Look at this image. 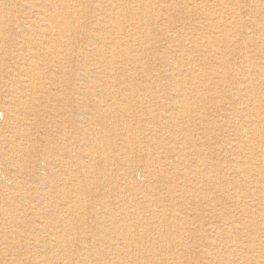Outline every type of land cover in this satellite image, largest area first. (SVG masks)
I'll use <instances>...</instances> for the list:
<instances>
[{"label":"rangeland","instance_id":"rangeland-1","mask_svg":"<svg viewBox=\"0 0 264 264\" xmlns=\"http://www.w3.org/2000/svg\"><path fill=\"white\" fill-rule=\"evenodd\" d=\"M116 1L0 0V264H264V0Z\"/></svg>","mask_w":264,"mask_h":264},{"label":"bare ground","instance_id":"bare-ground-1","mask_svg":"<svg viewBox=\"0 0 264 264\" xmlns=\"http://www.w3.org/2000/svg\"><path fill=\"white\" fill-rule=\"evenodd\" d=\"M47 1V0H46ZM83 1V0H82ZM119 0H117L116 2H118ZM133 1V5L130 7V8H128V7H126L127 5H126V3H122V4H116V5H113V9H120V10H125V11H127V12H129L130 14H132L133 16H135L137 19V22L136 23H134V24H131L129 27H128V29L126 28V26H125V24L122 22V21H118L116 24H115V31H117L118 32V34H128L129 33V31H132L133 33H132V36H130L131 37V41L134 43V42H139L142 46L144 45V44H146V42L148 43V41H145L144 39H142V38H138V34L140 33V31L141 30H143L144 29V23L142 22V20H140L139 19V16L140 15H143V12H145V11H147V9H148V6L146 5V0H132ZM45 2V1H44ZM115 2V3H116ZM150 2V1H149ZM233 2V1H232ZM57 3V2H56ZM104 4V3H103ZM150 4H152V2L150 3ZM24 5V4H23ZM230 5V4H229ZM25 7H26V5H24ZM28 6V5H27ZM29 7V6H28ZM122 7H125L124 9L122 8ZM30 8V7H29ZM84 8V7H83ZM9 9V8H8ZM31 9V8H30ZM70 9H72V8H70ZM227 9V8H226ZM228 10V9H227ZM71 11H73V10H71ZM113 11V10H112ZM114 12V11H113ZM203 12V11H202ZM65 13V12H64ZM205 13V12H204ZM1 14V13H0ZM99 16V15H98ZM154 16V15H153ZM73 17V16H72ZM80 17V16H79ZM127 17V16H126ZM131 17V16H130ZM143 17V16H142ZM222 18V17H221ZM217 19V18H216ZM13 20V19H12ZM53 20H54V18L53 17H51V16H43L42 18H41V22L42 23H44V24H47V26H48V29H47V31H43V32H45V33H47V35L50 37V35H52V33H53V31H52V22H53ZM74 20V19H73ZM0 21H1V17H0ZM129 23V22H128ZM73 24H74V22H73ZM152 24V23H151ZM150 24V25H151ZM62 25H63V23H62ZM221 25V24H220ZM38 26V25H37ZM36 26V27H37ZM44 26V25H43ZM45 27V26H44ZM65 27V26H64ZM79 27V26H78ZM188 27V26H187ZM192 27V26H191ZM217 27V26H216ZM71 28V27H70ZM69 27H65L64 29H63V32L64 33H68V31H69V29H70ZM244 28V27H243ZM57 29V28H56ZM108 29V27H103V28H98L97 30H95V31H104V32H106V30ZM220 29H222V28H220ZM87 32V31H86ZM248 32V31H247ZM256 32V31H255ZM3 34V33H2ZM43 34V33H42ZM184 34V33H183ZM243 34V33H242ZM255 34V33H254ZM35 35V34H34ZM73 35V34H72ZM129 35V34H128ZM144 35V34H143ZM146 35V34H145ZM226 35V34H225ZM14 36V35H13ZM35 37V36H34ZM66 37V36H65ZM146 37V36H145ZM17 38V37H16ZM52 38V37H51ZM47 39V38H46ZM53 39V38H52ZM96 39H97V37H96ZM200 40V39H199ZM63 41V40H62ZM65 41V40H64ZM87 41V40H86ZM225 41V40H224ZM38 42V41H37ZM55 42V41H54ZM98 44H115V38H110V37H108V38H106V37H100V38H98ZM109 42H111V43H109ZM113 42V43H112ZM130 42V41H129ZM151 42H155V41H151ZM164 42V41H163ZM53 43V42H52ZM66 43V42H65ZM88 43V42H87ZM131 43V42H130ZM188 43V42H187ZM186 43V44H187ZM191 43V42H190ZM16 45V44H15ZM53 45V44H52ZM163 45H165L164 43H163ZM57 46V45H56ZM191 46V45H190ZM3 47V46H2ZM38 47V46H37ZM96 49H95V51H98L97 49H98V46L97 47H95ZM100 48V47H99ZM118 48H119V46H118ZM121 48V47H120ZM140 48V47H139ZM17 49V48H16ZM66 48L64 47V50H65ZM68 49V48H67ZM127 49V48H126ZM69 50V49H68ZM100 50V49H99ZM128 50V49H127ZM132 50V49H131ZM1 51V50H0ZM67 51V50H66ZM39 52V51H38ZM41 52V51H40ZM70 52V51H69ZM149 52V51H148ZM216 52V51H215ZM73 53V52H72ZM110 54V52L109 51H107L106 53H105V55L106 54ZM88 54V53H87ZM96 54V53H95ZM151 54V53H150ZM140 55H141V52L138 54V59H140ZM178 55V54H177ZM75 56V55H74ZM109 56V55H108ZM124 56H126L125 54H124ZM179 56H181V55H179ZM20 57V56H19ZM155 57V56H154ZM178 57V56H177ZM32 58V57H31ZM91 58V57H90ZM108 58V57H107ZM106 58V59H107ZM125 58V57H124ZM180 58V57H179ZM217 58V57H216ZM29 59H30V57H29ZM108 59H110V58H108ZM149 59V58H148ZM34 60H37V59H35L34 58ZM81 60V59H80ZM118 60V59H117ZM21 61V60H20ZM31 61H33V60H31ZM84 61V60H83ZM99 61H101V60H99ZM108 61V60H107ZM186 61V60H185ZM80 62V61H79ZM98 62V61H97ZM102 62V61H101ZM142 62V61H141ZM33 63V62H32ZM81 63V62H80ZM99 63V62H98ZM112 63H114V62H112ZM117 63H118V61H117ZM102 64V63H101ZM104 64V63H103ZM171 64V63H170ZM238 64V63H237ZM105 65V64H104ZM133 65V64H132ZM173 65H174V63H173ZM108 66V65H107ZM34 67V66H33ZM176 68H178V67H176ZM247 68V67H246ZM107 69H108V67H107ZM139 69H140V66H139ZM245 69V68H244ZM124 70V69H123ZM190 70V69H189ZM184 71V70H183ZM248 71V70H247ZM185 72V71H184ZM258 72V71H257ZM260 72V71H259ZM126 73V72H125ZM192 73V72H191ZM249 73V72H248ZM188 74V73H187ZM108 75V74H107ZM192 75V74H191ZM256 75V74H255ZM125 76H126V74H125ZM128 76V75H127ZM256 76H258V75H256ZM135 80V79H134ZM193 80V79H192ZM240 80V79H239ZM27 81V80H26ZM181 81V80H180ZM245 81V80H244ZM264 81V80H263ZM29 82V81H28ZM116 82V81H115ZM126 82V81H125ZM154 82V81H153ZM108 83V82H107ZM171 83V82H170ZM235 83V82H234ZM125 84V83H124ZM199 84V83H198ZM245 84V83H244ZM194 85V84H193ZM218 86V85H217ZM236 86V85H235ZM255 86V85H254ZM117 88V87H116ZM176 88V87H175ZM209 88V87H208ZM85 89V88H84ZM211 89V88H210ZM239 89V88H238ZM241 89V88H240ZM179 90V89H178ZM205 90V89H204ZM246 90H247V87H243L240 91L241 92H246ZM148 91V90H147ZM235 91V90H234ZM204 92V91H203ZM126 93V92H125ZM236 93V92H235ZM253 93V92H252ZM122 94V93H121ZM201 94V93H200ZM223 95V94H222ZM115 96V95H114ZM203 97V96H202ZM263 98V97H262ZM184 99H185V96H184ZM202 99H204V98H202ZM253 99H254V97H253ZM239 100V99H238ZM264 100V99H263ZM184 101V100H183ZM120 102V101H119ZM128 102V101H127ZM180 102V101H179ZM185 102V101H184ZM255 102V101H254ZM253 102V103H254ZM138 103V102H137ZM261 103V102H260ZM136 104V103H135ZM177 104V103H176ZM187 104V103H186ZM186 104H185V106H186ZM99 105V104H98ZM131 105V104H130ZM199 105V104H198ZM100 106V105H99ZM132 106V105H131ZM236 106V105H235ZM123 107V106H122ZM174 107V106H173ZM188 107V106H187ZM249 107H251L250 105H249ZM258 107V106H257ZM100 108V107H99ZM241 108V107H240ZM181 109V108H180ZM102 110V109H101ZM122 110H124V108H122ZM183 110V109H182ZM241 110V109H240ZM255 110V109H254ZM207 111V110H206ZM221 111V110H220ZM232 111V110H231ZM119 113V112H118ZM123 113V112H122ZM249 113V112H248ZM125 114V113H124ZM123 114V115H124ZM194 114V113H193ZM245 114V116H246V113H244ZM172 116V115H171ZM183 117H184V115H183ZM243 117V116H242ZM246 118V117H245ZM244 118V119H245ZM231 119V118H230ZM125 120V119H124ZM246 120V119H245ZM132 121V120H131ZM185 121V120H184ZM247 121V120H246ZM210 124V123H209ZM251 124V123H250ZM253 126V125H252ZM255 126H256V124H255ZM172 128V127H171ZM193 128V127H192ZM260 128V127H259ZM143 129V128H142ZM229 129V128H228ZM264 129V128H263ZM164 130V129H163ZM234 130V129H233ZM259 130V129H258ZM245 131V130H244ZM256 131V130H255ZM87 132V131H86ZM131 132V131H130ZM189 132V131H188ZM132 133V132H131ZM203 133V132H202ZM206 133V132H205ZM138 134V133H137ZM159 134V133H158ZM252 134V133H251ZM259 134V133H258ZM261 135V134H260ZM120 136V135H119ZM161 136H162V134H161ZM160 136V137H161ZM187 136V135H186ZM124 137V136H123ZM133 137V136H132ZM170 137V136H169ZM172 137H174V136H172ZM171 137V138H172ZM204 138V137H203ZM263 138V137H262ZM199 139V138H198ZM251 139V138H250ZM188 141H190V140H188ZM252 141V140H251ZM255 141V140H254ZM97 142V141H96ZM142 142H144V141H142ZM261 142V141H260ZM136 143V142H135ZM263 143V142H262ZM87 144V143H86ZM105 145V144H104ZM119 145H121L120 143H119ZM132 145V144H131ZM88 147H89V149H91L90 148V146L89 145H87ZM98 146V145H97ZM136 146V145H135ZM167 146V145H166ZM127 147V146H126ZM243 147V146H242ZM148 148V147H147ZM84 149V148H83ZM102 149V148H101ZM136 149V148H135ZM163 149V148H162ZM107 150V149H106ZM152 150V149H151ZM195 150V149H194ZM128 151V150H127ZM137 151V150H136ZM92 152V151H91ZM262 152V151H261ZM163 154V153H162ZM214 154V153H213ZM91 155V154H90ZM101 155H104V154H101ZM215 156V155H214ZM104 157V156H103ZM261 157H263V155L261 156ZM123 158V157H122ZM131 158V157H130ZM134 159H136V158H134ZM263 159V158H262ZM92 160H94V159H92ZM137 160V159H136ZM7 164L8 165H10L11 163H12V159L11 158H7ZM124 161V160H123ZM161 161V160H160ZM77 162V161H76ZM94 162H95V160H94ZM143 162V161H142ZM78 163V162H77ZM151 163V162H150ZM149 163V164H150ZM242 163H243V161H242ZM94 164V163H93ZM155 164V163H154ZM157 164V163H156ZM243 164H245V163H243ZM78 165V164H77ZM181 165V164H180ZM235 165V164H234ZM80 166V165H79ZM235 167V166H234ZM262 167V166H261ZM80 168V167H79ZM87 170H88V174H87V176H86V180L85 179H83V180H81L80 182V188H81V191L84 193V194H87V195H90V192H92L91 191V184H89V182H90V178H91V171L92 170H90V168H89V166L88 167H85ZM153 168V167H152ZM201 168V167H200ZM158 171V170H157ZM188 171V170H187ZM239 171L240 170H237L236 172H238L239 173ZM81 172V171H80ZM190 172V171H189ZM80 174V173H79ZM261 174V173H260ZM258 175H259V173H258ZM100 176H101V174H100ZM104 176V175H103ZM159 176V175H158ZM255 176V175H254ZM93 177V176H92ZM82 178V177H81ZM80 178V179H81ZM107 178V177H106ZM230 178V177H229ZM116 180V179H115ZM252 180V179H251ZM159 181V180H158ZM106 183H108V182H106ZM65 184V183H64ZM163 184V183H162ZM236 185H237V183H236ZM213 186V185H212ZM252 186V185H251ZM72 187V186H71ZM165 187V186H164ZM84 189V190H83ZM242 190V189H241ZM16 191V190H15ZM74 191V190H73ZM87 191V192H86ZM179 191V190H178ZM182 191V190H181ZM205 192L207 193V191L205 190ZM8 193V192H7ZM41 193V192H40ZM122 193V192H121ZM124 193V192H123ZM188 193V192H187ZM51 194V193H50ZM136 194V193H135ZM186 194V193H185ZM20 195H21V192H20ZM86 195V196H87ZM107 195V194H106ZM133 195V194H132ZM167 195V194H166ZM44 196V195H43ZM69 196V195H68ZM66 197V199H69V197ZM137 196V195H136ZM198 196V195H197ZM251 196V195H250ZM9 197V196H8ZM89 197V196H88ZM173 197V196H172ZM235 197V196H234ZM252 197V196H251ZM112 198V197H111ZM244 198V197H243ZM259 198V197H258ZM249 200V199H248ZM22 201V200H21ZM54 201V200H53ZM70 201V200H69ZM82 201V200H81ZM113 201V200H112ZM140 201V200H139ZM154 201H156V200H154ZM229 201V200H228ZM73 202V201H72ZM84 202V201H83ZM111 202V201H110ZM146 202V201H145ZM241 202V201H240ZM260 202V201H259ZM263 202V201H262ZM70 203V202H69ZM77 203V202H76ZM128 203V202H127ZM148 203V202H147ZM156 203V202H155ZM246 203H247V201H246ZM70 205H72V204H70ZM125 205V204H124ZM227 205V204H226ZM237 205V204H236ZM73 206V205H72ZM114 206V205H113ZM191 206V205H190ZM234 207H235V205H233ZM54 207V206H53ZM194 207V206H193ZM83 208H84V206H83ZM114 208V207H113ZM33 209V208H32ZM124 209V208H123ZM158 209V208H157ZM215 209V208H214ZM34 210V209H33ZM52 210V209H51ZM54 210V209H53ZM84 210V209H83ZM99 210V209H98ZM116 210H117V208H116ZM36 211V210H35ZM73 211V210H72ZM192 211V210H191ZM21 212V211H20ZM62 212V211H61ZM84 212V211H83ZM136 212V211H135ZM150 212V211H149ZM73 213H74V211H73ZM105 213V212H104ZM128 213V212H127ZM242 213H244V212H242ZM106 214V213H105ZM124 214H126V213H124ZM135 214V213H134ZM137 214V213H136ZM169 214V213H168ZM209 214V213H208ZM263 214V213H262ZM113 215V214H112ZM80 216V215H79ZM127 216V215H126ZM137 216V215H136ZM234 216V215H233ZM257 216V215H256ZM117 217V216H116ZM130 217V216H129ZM147 217V216H146ZM156 217V216H155ZM179 217V216H178ZM92 218V217H91ZM136 218V217H135ZM138 218V217H137ZM136 218V220H137V222L139 221L138 219ZM157 218V217H156ZM116 219V218H115ZM124 219V218H123ZM150 219V218H149ZM170 219V218H169ZM78 220H79V218H78ZM77 220V221H78ZM92 220V219H91ZM118 220V219H117ZM130 220V219H129ZM148 220V219H147ZM155 220V219H154ZM231 220V219H230ZM238 220V219H237ZM158 221V220H157ZM227 221V220H226ZM236 221V220H235ZM264 221V220H263ZM41 222V221H40ZM117 222H119V221H117ZM149 222V221H148ZM8 223V222H7ZM42 223V222H41ZM169 223V222H168ZM177 223V222H176ZM193 223V222H192ZM231 223V222H230ZM249 223V222H248ZM65 224V223H64ZM116 224V223H115ZM119 224V223H118ZM135 224V223H134ZM146 224V223H145ZM154 224V223H153ZM172 224V223H171ZM237 224V223H236ZM76 225V224H75ZM111 225V224H110ZM225 225V224H224ZM229 225V224H228ZM143 226H145V225H143ZM216 226V225H215ZM39 227V226H38ZM132 227V226H131ZM165 227V226H164ZM185 227V226H184ZM76 228H78L77 226H76ZM94 228V227H93ZM119 228H121V227H119ZM135 228V227H134ZM144 228V227H143ZM145 228H147V227H145ZM159 228V227H158ZM195 228V227H194ZM220 228V227H219ZM232 228V227H231ZM163 229H165V228H163ZM210 229V228H209ZM215 229V228H214ZM221 229V228H220ZM223 229V228H222ZM227 229V228H226ZM225 229V230H226ZM241 229V228H240ZM137 230V229H136ZM146 230V229H145ZM159 230V229H158ZM170 230V229H169ZM78 231V230H77ZM160 231V230H159ZM118 232V231H117ZM123 232V231H122ZM212 232V231H211ZM229 232V231H228ZM253 232V231H252ZM260 232V231H259ZM76 233V232H75ZM98 233V232H97ZM166 233V232H165ZM196 233V232H195ZM60 234V233H59ZM145 234V233H144ZM216 234L218 235L219 233L218 232H216ZM226 234H228V233H226ZM255 234V233H254ZM65 235V234H64ZM89 235V234H88ZM24 236V235H23ZM67 236V235H66ZM70 236H71V234H70ZM137 236V235H136ZM77 237V236H76ZM90 237V236H89ZM131 237V236H130ZM159 237H161V236H159ZM177 237V236H176ZM187 237V236H186ZM240 237V236H239ZM261 237H262V235H261ZM68 238V237H67ZM66 238V239H67ZM218 238V237H217ZM217 238H215L216 240H217ZM138 239V238H137ZM178 239V238H177ZM233 239V238H232ZM231 238H230V240H232ZM26 240H27V238H26ZM145 240V239H144ZM164 240H166V239H164ZM24 241H25V239H24ZM33 241V240H32ZM59 241V240H58ZM108 241V240H107ZM151 241V240H150ZM167 241V240H166ZM175 241V240H174ZM225 241V240H224ZM228 241V240H227ZM9 242V241H8ZM90 242V241H89ZM124 242H126V241H124ZM132 242V241H131ZM137 242H139V241H137ZM216 242V241H215ZM223 242V241H222ZM234 242V241H233ZM5 243V242H4ZM60 243V242H59ZM74 243V242H73ZM143 243V242H142ZM160 243V242H159ZM174 243V242H173ZM244 243V242H243ZM20 244V243H19ZM127 244V243H126ZM132 244H133V242H132ZM131 244V245H132ZM136 244H138V243H136ZM144 244V243H143ZM157 244V243H156ZM162 244V243H161ZM160 244V245H161ZM221 244V243H220ZM253 244V243H252ZM256 244V243H255ZM254 244V245H255ZM95 245V244H94ZM146 245V244H145ZM159 245V244H158ZM157 245V246H158ZM159 245V246H160ZM175 245V244H174ZM182 245V244H181ZM222 245V244H221ZM230 245V244H229ZM244 245V244H243ZM262 245V244H261ZM1 246V245H0ZM73 246V245H72ZM87 246V245H86ZM219 246V245H218ZM6 247V246H5ZM63 247V246H62ZM75 247V246H74ZM126 248V247H125ZM165 248V247H164ZM163 249V248H162ZM161 249V250H162ZM176 249V248H175ZM184 249H185V247H184ZM188 249V248H187ZM217 249V248H216ZM230 249V248H229ZM232 249V248H231ZM53 250V249H52ZM51 250V251H52ZM131 250V249H130ZM138 250V249H137ZM156 250H157V248H156ZM227 250V249H226ZM261 250V249H260ZM259 250V251H260ZM262 250H263V248H262ZM136 251V250H135ZM150 251V250H149ZM169 251V250H168ZM205 251V250H204ZM248 251V250H247ZM255 251V250H254ZM137 252H139V251H137ZM153 252V251H152ZM171 252V251H170ZM206 252V251H205ZM229 252V251H228ZM7 253V252H6ZM20 253V252H19ZM49 253V252H48ZM75 253V252H74ZM105 253V252H104ZM145 253V252H144ZM150 253V252H149ZM165 253V252H164ZM58 254V253H57ZM169 254V253H168ZM186 254V253H185ZM230 254V253H229ZM47 255V254H46ZM124 255V254H123ZM170 255V254H169ZM42 256V255H41ZM59 256V255H58ZM69 256V255H68ZM108 256V255H107ZM120 256V255H119ZM137 256H139V255H137ZM153 256V255H152ZM171 256V255H170ZM190 256H191V254H190ZM235 256V255H234ZM146 256H144V258H145ZM164 257V256H163ZM225 257V256H224ZM153 258V257H152ZM165 258V257H164ZM175 258V257H174ZM180 258V257H179ZM187 258V257H186ZM209 258H211V257H209ZM226 258V257H225ZM7 259V258H6ZM167 259H169V258H167ZM219 259V258H218ZM236 259H238V258H236ZM240 259V258H239ZM56 260V259H55ZM155 260V259H154ZM161 260V259H160ZM174 260V259H173ZM202 260V259H201ZM213 260V259H212ZM9 261V260H8ZM60 261V260H59ZM58 261V262H59ZM165 260H163V262H164ZM204 261V260H203ZM31 262H33V261H31ZM47 262V261H46ZM162 262V263H163ZM248 262V261H247ZM258 262V261H257ZM4 264H5V262H3ZM81 263V262H80ZM120 263L121 264H150V262L149 261H147V260H140L139 259V257H135L134 256V253L133 252H127L122 258H121V260H120ZM161 263V262H160ZM165 263V262H164ZM163 263V264H164ZM262 263V262H261ZM16 264V263H15ZM61 264V263H60ZM167 264V263H166ZM176 264V263H175ZM218 264H226V263H224V262H219Z\"/></svg>","mask_w":264,"mask_h":264}]
</instances>
